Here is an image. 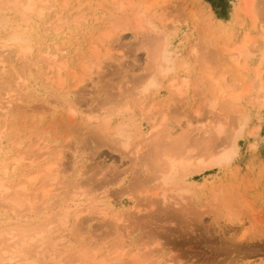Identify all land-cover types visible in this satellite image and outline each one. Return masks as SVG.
Returning a JSON list of instances; mask_svg holds the SVG:
<instances>
[{"label": "rangeland", "instance_id": "1", "mask_svg": "<svg viewBox=\"0 0 264 264\" xmlns=\"http://www.w3.org/2000/svg\"><path fill=\"white\" fill-rule=\"evenodd\" d=\"M100 1L68 0L66 8L59 4L40 18L36 23L39 42L36 49L53 50L57 45L66 48L70 67L80 70L83 59L90 56V45L98 41L95 38L98 32L127 14V11L113 10L109 1L102 7ZM79 3L83 6L77 11L75 6ZM58 12L68 17L62 27L55 30L54 25L58 23L47 27ZM77 12L79 21L74 22ZM158 12L156 23L171 34V46L184 56L186 70L183 67L170 77L187 76L191 80L181 95L171 94L163 85L147 94L150 99L157 98L154 103L141 107L134 102V95L139 91L136 87L150 71L151 45L160 34L155 30L133 31L127 24L108 42V56L99 66L93 65L77 86L71 76L63 87L48 80L45 76L49 71L44 64L31 67L27 74L30 87H21L23 101L18 102L19 110L0 123L5 127L1 146L7 156L17 152L18 143L26 156L37 154L46 145L62 152L68 172L61 178L65 180L62 184L65 188L56 203L70 198L74 179L88 181L84 190L98 189L96 196L112 194L118 201L112 210L125 215L121 223L112 217L83 212L77 222L71 221V230L59 228L49 243L38 250V257L42 253L45 264H50L52 257L68 260L77 248L84 246L95 249L99 256L105 255L107 248L122 237L134 242L130 249L161 250V264H264V104L258 102L261 82L253 76L252 69L264 53V0H166L159 5ZM244 34L255 36L252 47L257 49L248 60V70H251L244 72L250 91L243 99L242 109L248 121L239 133L240 125L235 119L239 113L226 118L219 109L212 111L207 104L205 80L200 76L206 70L221 73L227 57L222 50L238 43ZM193 49L199 57H195ZM261 69L264 79V63ZM15 74L11 69L3 78L14 82ZM230 74L226 75L229 81ZM67 89L72 92L68 100L64 93ZM126 102L130 106H125ZM151 105L153 109L148 110ZM117 108L129 116L128 122L136 132L128 150L112 140L100 142L91 134L97 129V118L116 113ZM90 111L93 118L86 120L85 114ZM155 111L159 121H164L163 126L173 133L185 131L193 144L205 138V142H198L197 147L202 145L199 149L218 142L216 127L209 126L212 124L209 121L215 119L225 129L221 138L232 136L238 145V153L228 165L205 167L194 172L191 179H185L192 189L185 194V200L168 192L179 201L175 204L176 200H167L169 208L167 204L155 205L153 197L146 192L155 187L154 182H147L155 169L145 148L134 154L152 127L149 117ZM111 118L114 123L119 116ZM38 166L37 170L42 168L43 161ZM79 170L83 176L78 177ZM18 173L23 176V169ZM40 187L37 181L30 185L29 192L33 194ZM220 187L224 193L218 199L215 190H221ZM86 208V205L81 207ZM59 212L60 207L48 211L49 219ZM11 216L8 209L0 207V226L8 223ZM144 261L155 264L154 258Z\"/></svg>", "mask_w": 264, "mask_h": 264}, {"label": "bare ground", "instance_id": "2", "mask_svg": "<svg viewBox=\"0 0 264 264\" xmlns=\"http://www.w3.org/2000/svg\"><path fill=\"white\" fill-rule=\"evenodd\" d=\"M107 1L110 2V7L113 10L127 11V14H122L124 17L121 16V20L113 21L108 27L98 32L95 36L98 41L93 42L89 47L90 56L83 59L80 70H76L70 67L69 59L65 56L66 48L57 45L53 50L50 47L36 49L39 43L36 40L38 36L37 21L48 15L59 4L61 8H66L68 0H0V123L19 110L18 102L22 103L23 101L21 87L23 86V89L30 87L27 74L31 71V67L44 64L46 70L49 71L48 76H45L48 80L55 81L56 85L63 87L68 77L71 76L76 81L74 86H77L85 80L93 65L99 66L101 60L108 56V42L127 24L131 25L133 31L155 30L160 34L154 38L151 45L150 71L142 76L140 84L136 87V90L139 89V91L134 95V102L141 107L154 103L157 98L156 100L155 97L150 99L151 96L147 94L163 85L167 86L171 94L181 95L185 91L184 89L191 81L190 77L180 76L181 79L170 77L185 66L184 56L171 46V34L167 33L155 21L159 15V5L166 0H101L100 6H106ZM82 4L79 3L75 6L77 11L82 8ZM73 17L74 22L79 21V12ZM67 18L58 12L52 21L47 22L49 25L47 27L58 23L54 25V29L59 30ZM248 35L244 34L240 38L241 40L239 39L238 43L233 44L234 46L232 45L230 48L223 45L225 48L221 50L227 53V57L223 60L221 73L206 70L205 75L200 76L202 81L205 80L209 94L207 104L212 111L219 109L226 114V118L235 112L239 113V116H235L240 125L239 133L248 121L242 105L243 99L250 91V84H247V76L244 72L249 68L248 60L253 57L254 49H257L252 47L255 36ZM260 36L262 37L263 33ZM193 53L195 57H199L196 49H193ZM261 57L259 64L251 68L255 70V74L252 73L253 76H256L257 80L261 82L258 88V92H261L258 94L261 97L259 96L258 102L261 101L264 104V82H262L264 79L261 69V65L264 63V53ZM11 69L16 73L13 76L14 82L3 78ZM227 73H231V81L226 78ZM161 79H164L163 83ZM64 93L67 100L72 95L69 89ZM125 106L130 105L126 102ZM149 108L148 110H152L153 105ZM71 110L73 109L71 108ZM114 112L116 113L109 112L102 118H97V129L93 130L91 134L96 136L100 142H106L105 139L112 140L116 145L128 150L135 138V129L128 122L129 116L120 113V108ZM91 113L90 111L85 114L86 120L93 118ZM157 114L158 111H155L149 117L153 122L152 127L146 132V137L138 143L134 154L145 148L155 169L154 174L147 178V182H154L155 187L146 192L153 197L152 202L155 205L162 203L165 206L169 199L176 200L175 204L179 203L177 198L173 197L174 194L181 200L186 199L185 194H189L192 189L188 187L185 179H191L194 172H200L205 167L228 165L238 153V145L232 136L231 138L229 136L221 138L225 129H223L224 126H221V122H217L215 119L209 121L212 122L209 125L210 128L214 127L215 129L216 127L215 139H218V142L211 143L215 148L207 145V148L199 149L198 147H202V145L197 147L200 140H197L198 142L195 140L197 144H193V140L192 142L191 139H187L189 135L185 131H183L184 134L182 131L171 132V129L163 126V120L159 121ZM113 115L119 116V119L114 123L111 118ZM4 128L0 126V207L8 209L12 216L8 223L0 226V264H45V261L42 260V253L38 257V250L49 243L52 234L59 228L71 230V221L74 219L77 222L83 212L112 217L117 222H124L125 215H119L117 211L112 210L118 202L117 199L112 198V194H107V192L102 196H96L95 192L98 189L90 192L84 190L88 181L74 179L71 187L72 192H68L71 194L70 198L67 201L56 203V200H60V192L65 188L62 185L65 180H61V178L68 172V167L64 166L62 160V152L56 148L51 149L45 144L46 146H42L37 154L26 156L22 153L20 143H18L17 152L13 156H7L1 146ZM203 131L206 132L204 129ZM165 132L167 134H164ZM210 134L213 133L210 132ZM204 140H201L202 143L205 142ZM24 151L26 152V150ZM41 161L44 166L37 170ZM20 169H23V176H19L18 170ZM80 176H83L81 170L78 173V177ZM37 181H40L41 187L31 194L29 192L30 185ZM222 188L220 187L221 190L217 188L219 190L217 192L215 190L216 198L224 193ZM168 192L174 194L171 196ZM83 205H86L87 208L81 209ZM58 207H60V212L54 218L49 219L48 211ZM132 245H134L133 241L122 237L121 240L107 248V253L102 256H99L95 249L84 246L74 251L75 257L72 256L74 254H71L67 258L68 260H56L52 257V260L49 261L50 264H77L79 262L81 264H148L144 260H153L154 258L155 264L162 263L159 254L161 250L130 249Z\"/></svg>", "mask_w": 264, "mask_h": 264}]
</instances>
